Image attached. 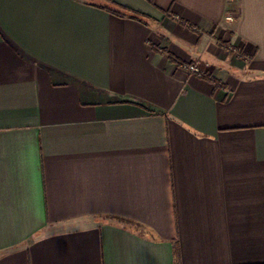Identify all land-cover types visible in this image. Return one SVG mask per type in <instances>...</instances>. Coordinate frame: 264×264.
Instances as JSON below:
<instances>
[{
	"label": "crops",
	"instance_id": "obj_1",
	"mask_svg": "<svg viewBox=\"0 0 264 264\" xmlns=\"http://www.w3.org/2000/svg\"><path fill=\"white\" fill-rule=\"evenodd\" d=\"M0 264H264V0H0Z\"/></svg>",
	"mask_w": 264,
	"mask_h": 264
},
{
	"label": "built area",
	"instance_id": "obj_2",
	"mask_svg": "<svg viewBox=\"0 0 264 264\" xmlns=\"http://www.w3.org/2000/svg\"><path fill=\"white\" fill-rule=\"evenodd\" d=\"M232 19H233V17L231 15H227L226 16V20L231 21ZM183 68L186 69L190 73H197V72H199L198 67L196 65H194V64L184 65Z\"/></svg>",
	"mask_w": 264,
	"mask_h": 264
},
{
	"label": "trees",
	"instance_id": "obj_3",
	"mask_svg": "<svg viewBox=\"0 0 264 264\" xmlns=\"http://www.w3.org/2000/svg\"><path fill=\"white\" fill-rule=\"evenodd\" d=\"M125 10H126V12H128L129 14H137V13H135V12L129 10V9H125Z\"/></svg>",
	"mask_w": 264,
	"mask_h": 264
}]
</instances>
